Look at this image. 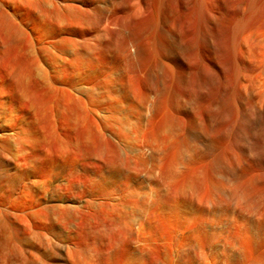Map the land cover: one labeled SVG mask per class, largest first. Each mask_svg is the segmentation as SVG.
I'll use <instances>...</instances> for the list:
<instances>
[{
	"label": "rangeland",
	"instance_id": "obj_1",
	"mask_svg": "<svg viewBox=\"0 0 264 264\" xmlns=\"http://www.w3.org/2000/svg\"><path fill=\"white\" fill-rule=\"evenodd\" d=\"M0 264H264V0H0Z\"/></svg>",
	"mask_w": 264,
	"mask_h": 264
}]
</instances>
